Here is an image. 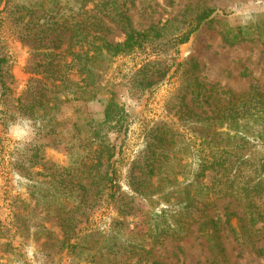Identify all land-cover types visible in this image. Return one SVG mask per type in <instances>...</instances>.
I'll return each mask as SVG.
<instances>
[{
    "label": "trees",
    "instance_id": "trees-1",
    "mask_svg": "<svg viewBox=\"0 0 264 264\" xmlns=\"http://www.w3.org/2000/svg\"><path fill=\"white\" fill-rule=\"evenodd\" d=\"M126 4V0H38L27 5L18 0H0V32L1 14L8 11L7 16L15 20L18 35L34 43L41 56L35 69L41 79L30 84L31 100L25 111L28 116L22 113L33 120L36 127L49 124L48 114L62 101L104 97L102 70L115 57L148 51L140 66L124 77L136 98L168 83L180 66L178 47L210 21L215 11L199 5L190 16L185 15L180 20L184 23L189 20L187 28L175 33L168 22L145 29L135 28ZM109 23L124 32L123 41L106 39ZM243 30L242 27L228 30L226 38L232 42L246 40ZM66 32L70 33L69 47L59 52L61 35ZM11 65L0 33V107H3L0 108V142L9 118L15 114L10 104ZM186 87H190L186 93L191 97L189 102L186 96L181 97L180 123L160 120L146 124L143 147L126 168V181L142 196L151 194L154 179L156 183L161 180L166 183L172 179L177 181L179 175L184 177V192L178 191L176 208L168 213L171 216L174 212L176 219L164 221L166 226L159 222L154 224L153 244L162 243L169 236H179L181 230L196 222L211 203L220 199L235 200L243 208L250 227L256 224L264 230V205L261 206L264 199V89L253 85L247 93L236 94L216 85L208 88L193 79ZM105 98L101 119L87 118L78 124L77 157L67 166L54 164L47 168L52 169L49 176L54 182L53 190L43 191L41 183L34 185L38 198L53 210L61 232L62 238H57L61 249L75 251L80 246L77 226L80 216L87 211L107 202L118 208L121 218H126L132 208L134 196L130 194L128 198L123 190L121 173L133 117L117 102L114 92ZM51 101L53 107L48 108ZM52 130L45 134L49 135ZM111 132L117 135L116 141L111 139ZM188 133L191 136H187ZM42 147L43 144L35 143L30 149L25 148L23 155L11 156L9 161L15 174L31 179L34 166L43 164L46 168ZM166 171L169 172L167 177H161ZM162 212L161 216H168ZM116 222L122 223V220ZM226 224L234 235L241 236L230 217ZM119 245L121 256L139 248L136 244ZM142 251L147 249L142 247Z\"/></svg>",
    "mask_w": 264,
    "mask_h": 264
},
{
    "label": "rangeland",
    "instance_id": "rangeland-1",
    "mask_svg": "<svg viewBox=\"0 0 264 264\" xmlns=\"http://www.w3.org/2000/svg\"><path fill=\"white\" fill-rule=\"evenodd\" d=\"M18 1L29 5L38 0ZM126 1L133 25L138 29L168 22L170 30L177 33L179 29H186L189 21L180 20L185 15L190 16L199 5L215 11L210 21L178 47L180 66L168 83L136 98L124 77L140 66L148 51L115 57L106 61V68L102 70L104 97L100 95L91 101H62L48 114L49 124L41 127H36L25 113L31 100L30 84L41 79L35 70L41 56L34 43L18 35L15 20L7 16L8 11L1 14V40L12 64L10 104L15 114L9 118L0 142V264H264V230L256 224L250 227L243 208L233 199L215 200L196 222L181 230L179 236H169L164 242L153 244L154 224L159 222L166 226V222L176 219L174 212L171 216L168 213L176 208L178 191L184 192V177L179 175L177 181L172 179L166 183L162 180L156 183L154 179L148 196L135 193L126 181L127 164L143 147L144 126L160 120L180 123L178 106L182 96H186L188 102L190 100L191 95L186 92L191 89L186 84L191 79L208 88L216 85L236 94L247 93L253 85L264 89V0ZM109 27L108 41L124 40L125 34L119 26L109 23ZM238 27L244 28L246 40H228V30ZM69 35V32L62 33L61 48L57 51L64 52L69 47ZM111 92L133 117L121 173V186L128 194L126 196H134L132 208L126 218H121L118 208L107 202L87 211L80 216L81 222L77 226L80 246L75 251L66 247L61 249L58 243L61 232L53 210L38 198L35 186L41 183L43 191L53 190L54 182L49 176L52 169L47 168L54 164L67 166L77 157L79 122L87 118L101 119L103 99L109 98ZM53 104V101L49 102L48 108ZM51 128L52 132L46 135ZM110 137L113 141L117 139L112 132ZM35 143L43 144V162L47 167L43 164L34 166L30 174L34 179L15 174L10 157L23 155L25 148L30 149ZM168 174L163 172L161 177ZM161 211L168 216H161ZM228 217L240 230V237L227 227ZM119 220L122 223L116 222ZM122 243L136 244L139 248L133 254L125 252L121 256L119 244L124 245ZM142 247L147 251H142Z\"/></svg>",
    "mask_w": 264,
    "mask_h": 264
}]
</instances>
